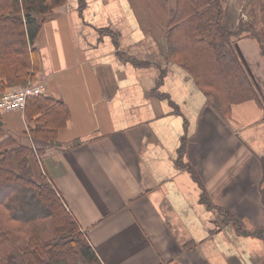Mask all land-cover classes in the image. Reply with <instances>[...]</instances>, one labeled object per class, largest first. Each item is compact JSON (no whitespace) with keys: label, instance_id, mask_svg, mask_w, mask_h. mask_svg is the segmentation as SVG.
<instances>
[{"label":"crops","instance_id":"0c3cea01","mask_svg":"<svg viewBox=\"0 0 264 264\" xmlns=\"http://www.w3.org/2000/svg\"><path fill=\"white\" fill-rule=\"evenodd\" d=\"M221 2L258 99L235 103L170 57L176 0H65L38 17L33 77L10 88L40 84L42 104H62L45 114L57 139L29 134L45 113L29 120L32 104L1 125L40 150L102 264L262 256V243L248 248L264 236V37L250 14L261 0Z\"/></svg>","mask_w":264,"mask_h":264},{"label":"trees","instance_id":"16d2710c","mask_svg":"<svg viewBox=\"0 0 264 264\" xmlns=\"http://www.w3.org/2000/svg\"><path fill=\"white\" fill-rule=\"evenodd\" d=\"M222 0H176L168 25L171 58L208 84L223 85L233 102L258 99L233 37L223 25ZM65 0H0V94L34 73L32 48L45 16ZM264 37V0L260 8ZM263 45V44H262ZM262 52L264 48L262 46ZM206 85L209 87H213ZM28 99L29 134L54 142L57 130L45 114L62 106ZM232 101V100H230ZM1 122V118H0ZM50 124V125H49ZM40 150L18 143L0 124V264H102L53 182L42 169ZM42 165V167H41Z\"/></svg>","mask_w":264,"mask_h":264},{"label":"built area","instance_id":"2783aa9c","mask_svg":"<svg viewBox=\"0 0 264 264\" xmlns=\"http://www.w3.org/2000/svg\"><path fill=\"white\" fill-rule=\"evenodd\" d=\"M40 84H27L23 87H15L0 94V112H14L24 110L28 99L40 96L44 92Z\"/></svg>","mask_w":264,"mask_h":264},{"label":"rangeland","instance_id":"374dc122","mask_svg":"<svg viewBox=\"0 0 264 264\" xmlns=\"http://www.w3.org/2000/svg\"><path fill=\"white\" fill-rule=\"evenodd\" d=\"M258 1H260V0H258ZM261 2H262V0H261ZM261 2H258L257 5H255L256 7L252 6L251 7V12H250V14H252L254 12H257L258 13L257 14L258 16H255L254 14H252V16H255V22L259 24V27L261 26V18H260ZM252 8H254V9H252ZM41 167H42V165H41ZM42 169H43V167H42ZM253 231H255V229L254 230H250V232H253ZM248 233L249 232L247 231V234ZM250 242H251V244L248 246V248L254 249L255 252L257 251V246H256V244H254V242H259V244L262 243L261 244L262 245L261 246L262 256H260V255H258V254L255 253V256H252V258H251V264H264V241H261V240H258L256 238L252 237V238H250ZM246 259L248 260L247 255H246Z\"/></svg>","mask_w":264,"mask_h":264},{"label":"flooded vegetation","instance_id":"af4514ba","mask_svg":"<svg viewBox=\"0 0 264 264\" xmlns=\"http://www.w3.org/2000/svg\"><path fill=\"white\" fill-rule=\"evenodd\" d=\"M261 236V235H260ZM262 241H264V236L262 235Z\"/></svg>","mask_w":264,"mask_h":264},{"label":"water","instance_id":"95a60500","mask_svg":"<svg viewBox=\"0 0 264 264\" xmlns=\"http://www.w3.org/2000/svg\"><path fill=\"white\" fill-rule=\"evenodd\" d=\"M0 124H1V122H0Z\"/></svg>","mask_w":264,"mask_h":264}]
</instances>
